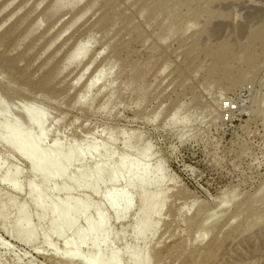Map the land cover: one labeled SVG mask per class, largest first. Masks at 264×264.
Wrapping results in <instances>:
<instances>
[{"label":"rangeland","instance_id":"1","mask_svg":"<svg viewBox=\"0 0 264 264\" xmlns=\"http://www.w3.org/2000/svg\"><path fill=\"white\" fill-rule=\"evenodd\" d=\"M166 1L0 0V123L28 129L33 110L51 155L92 150L45 185L0 143V177L13 175L0 182V264H81L92 249L71 261V229L47 233L54 216L37 215L28 188L48 207L78 200L91 220L100 208V252L115 264H264V0ZM135 162L154 197L142 234L138 191L121 221L104 202L124 176L96 194L69 182ZM21 206L25 243L13 235Z\"/></svg>","mask_w":264,"mask_h":264},{"label":"bare ground","instance_id":"2","mask_svg":"<svg viewBox=\"0 0 264 264\" xmlns=\"http://www.w3.org/2000/svg\"><path fill=\"white\" fill-rule=\"evenodd\" d=\"M162 1L157 0V3L160 4ZM78 56H74L75 59ZM99 73L101 74V72ZM91 84H94V82H91L88 87ZM22 112L28 121V129L24 130L17 124L3 120L0 123V143L28 165L32 177L41 176L45 185H51L59 179H65L67 169L74 162L83 163L92 153L91 148H88L83 151L70 150L65 154L51 155L42 146L45 138L43 116L38 115L33 110ZM3 113L5 114V111ZM15 173L18 174V170ZM149 173V168L147 166L141 167L139 162L127 166L120 164L116 168H107V170L102 164L98 163L91 171L80 172L77 177L70 179L69 182L72 188L85 189L96 194L100 184L102 186V183H110L115 186L119 183L121 176H124L127 180L126 186L122 190L106 193L104 202L113 214L115 221H121L131 208V198L128 191H138L140 203L144 207L137 218V225L140 227V234H142L146 230L149 218L154 213L151 208L154 197L142 190V184L146 182ZM12 177L13 175L10 173L4 174L0 177V182L10 187ZM159 183L160 180L158 179L155 185ZM53 191L65 193L69 191V188L62 186L61 188H54ZM28 198L35 206L39 217L44 216L45 218L47 212L54 216L55 220L49 223L47 233L52 232L59 236L71 229L74 236L73 241L69 244L71 261L79 256L80 247L89 242L92 249L88 254L82 255L81 264H115L118 259L117 255L105 260V256L101 255L100 252L101 247L106 246L109 238L107 222L102 216L100 208L96 209L95 219L91 220L87 216L88 207L82 206L78 200L65 201L48 207L46 205L47 194L33 188H28ZM30 215L27 209L21 206L14 221L13 235L21 237V241L24 243L27 242L28 238H31L34 232L30 223ZM78 218H81L84 222L85 228L83 231H78L75 226Z\"/></svg>","mask_w":264,"mask_h":264},{"label":"built area","instance_id":"3","mask_svg":"<svg viewBox=\"0 0 264 264\" xmlns=\"http://www.w3.org/2000/svg\"><path fill=\"white\" fill-rule=\"evenodd\" d=\"M232 109V108H231Z\"/></svg>","mask_w":264,"mask_h":264}]
</instances>
